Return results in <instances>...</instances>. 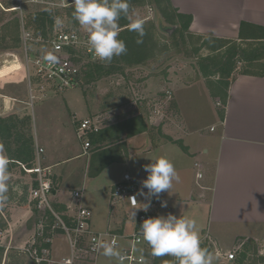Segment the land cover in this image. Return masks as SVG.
Segmentation results:
<instances>
[{
    "label": "rangeland",
    "instance_id": "1",
    "mask_svg": "<svg viewBox=\"0 0 264 264\" xmlns=\"http://www.w3.org/2000/svg\"><path fill=\"white\" fill-rule=\"evenodd\" d=\"M20 1L22 2L21 9L18 11L13 10L20 4ZM26 1L27 0H0V35H7L5 43L13 45L15 41L16 45L15 48L0 49V120L11 119V124L14 126L11 130L14 134L12 138H8L9 140L7 141L0 137V152L6 155L8 159H10V157L7 154L6 145H9V148L14 150L15 143L13 142H15L19 136H28L32 139L31 118L24 115L21 119L18 118L22 108L25 106L24 102H29V95L28 92H26L27 79L25 71L26 65L24 67L26 61L24 43L28 49L30 68L34 71V54L35 51L42 47V43H37L35 39H39V36L42 39L46 38L47 32H50L48 30L43 33H41V31L36 32L37 25L33 22L34 14L47 9L40 4H31ZM51 1L55 2L57 0ZM66 1L69 4L67 8L54 7V11L51 10L49 12L58 19L67 18L68 20L66 19L65 22L68 25L71 24L76 26L79 23L73 18V5L71 0ZM223 1L224 2L221 0H196V4L201 8L208 4L215 5L219 8L220 5H224L227 1L225 4L233 5L235 8L238 6L241 8V4L247 0ZM164 8H166L167 11H178L172 4L167 6L164 2L161 3L159 7L150 0H143L140 4H136L135 2L130 3L129 15L133 20L141 19L145 28L150 30V35H153L149 44L152 43L155 45L154 55L145 58L142 63L127 64L125 62H119L117 65L113 64L117 66V70L114 73L91 80L86 79V81L84 79L85 72L77 87L58 93L55 95L57 97L55 99H51L53 96L49 95L50 97H46L45 95L41 97L42 99L37 100L35 92L36 87L33 84L35 98L32 108L27 110H30L32 120L34 119V124H36L37 135H39L42 140H44L45 135L50 141L59 136L62 137V143L64 142L63 138L67 140L63 143L65 145L62 146V148L57 147L60 157H71L79 152L78 148L80 147L79 139L74 132V128H77L79 123H75L74 125L71 123V116L63 105L65 101H69L80 118L88 117L90 119L101 120L102 122H99L101 125L100 130H107L112 126H117V124L136 116L143 119L146 130L134 138H127L126 134L123 133L119 136L115 135L116 138L114 139V137H112L111 141H106L105 143L95 141L92 144V151L110 146V149H121L125 157H128L125 154L127 153L126 146L130 144L132 157L129 162H126V165L112 167V170H115L116 174L122 173V171L127 169L133 178H139L143 181L147 177V173L144 171L143 166L151 163L150 159L152 158L164 156L173 163L175 170L180 168L181 176L186 179V182L189 184L191 177L194 175L192 160L186 157L182 160H178L177 157H181L180 147L187 145L188 147L196 146V148L199 149L200 145L203 144V140H199L198 138L199 134L203 135L204 133H208L209 127L216 118L218 119L223 111V105L219 104L220 100L217 99L216 95H220L222 92L224 85L220 82L224 81H221L217 74H213L206 78L198 71V57L209 54L205 49H201L196 53V49L199 47L198 42H196L197 36H202L197 32L203 31H197L198 29L196 28V31L188 30L187 33H177V26L166 23L163 18L161 10ZM183 9L187 10L188 8ZM242 10H244V8ZM196 14L198 16L196 18L197 24L199 22L200 26L211 25L208 22H204V10L198 8ZM14 19L19 21L18 34L16 33V29L13 28V24H10V21ZM197 24H194L195 27L198 26ZM5 27H7L6 30H3ZM204 32L209 33V31ZM24 33L29 34L26 42L23 39ZM188 33L191 37L187 35ZM18 35L20 36V44L16 42ZM100 64H102V66H108L111 63L108 61H103L98 64L94 62L86 66V71L88 72L94 66ZM259 65L264 68V60L260 61ZM237 66L239 67L237 72H240V65L237 64ZM256 69L261 70L260 68ZM34 81L36 80L34 79ZM85 102L87 103V109ZM161 144L165 146L159 151L156 147ZM153 148H155L153 154H143V149H145L146 152H150ZM54 152V148L48 150L50 155ZM108 156L109 155L105 153H96L93 156L83 155L70 163H60L59 166L54 169L56 171L55 174L57 175L58 173L61 176V180L59 178L60 184L56 189V197L62 201L71 202L73 190L75 188L79 190L82 188L79 183V178L85 168L91 171L95 169L98 170L101 165L105 163V160L108 159ZM41 157H43V154ZM49 160L50 159L46 158V164ZM42 163H44V160ZM104 166L105 164L102 168ZM110 170H108V172H110ZM9 173L10 179L8 182L9 191L6 194L7 199L5 201H0V248L3 249L0 255V264H30L27 258L21 254L18 249L19 246L16 247V243H14L13 240L12 242L11 240L9 241V238L14 234L15 240L17 242L20 241L23 238L25 226L33 229L35 232L36 224L40 221L42 213L38 211L36 214L33 211V209H36L34 204L28 203L29 195L27 182L29 183V178H24L26 175L21 167L15 162L12 163L10 161ZM55 184L56 182L54 183L53 181L54 187H56ZM140 186L142 187V183ZM98 187L100 186L96 181L88 182L83 190L81 202L83 207L91 210L88 204L92 205L91 202L94 200V197L102 194L100 191L95 192V188ZM101 198L107 201L104 194H102ZM142 199L145 200L144 197ZM51 201L52 206H54L55 200L52 198ZM74 204L73 202L71 203V205ZM22 206L30 207L32 213L30 221H27L22 228H20L21 225H15L17 223H14V225L10 227L12 232L6 233L5 230H9L7 223L10 214L13 210H16L17 213L22 212ZM131 210L130 208L123 210L122 218L127 221V232L131 231V221L127 219V217L133 218ZM91 211L92 224L95 228L97 227L95 224L98 218V212L94 208H92ZM191 212H193V215ZM137 213L138 210H136V214ZM185 214L186 217L191 216L192 219L196 221V230L199 237H202L207 227L206 207L187 205ZM44 228H46V225H44ZM46 229L49 233L50 230H48V227ZM96 230L98 229L96 228ZM52 241L53 248L51 251L53 255L55 254L60 257L69 255L66 239L61 237L60 233L56 231V235L52 236ZM226 241L231 240L230 238H226ZM263 244L253 243V245H249L248 250L246 248L243 254L241 252L235 253V261L228 264H264ZM226 245H230V243ZM260 247L263 249L260 250ZM139 248H141L140 245L136 246V252L137 249L139 251ZM142 250H144L142 253H146L147 256L151 253L147 246L145 248V245ZM213 255L216 257L214 264H223L221 257H219L217 253ZM104 257L105 256L102 255L101 252L100 259H104ZM55 258L57 259L58 257ZM105 259L115 261L116 258L113 257L112 259L111 257H105ZM149 260H152V258L149 257L148 260L144 261V264H148Z\"/></svg>",
    "mask_w": 264,
    "mask_h": 264
},
{
    "label": "crops",
    "instance_id": "2",
    "mask_svg": "<svg viewBox=\"0 0 264 264\" xmlns=\"http://www.w3.org/2000/svg\"><path fill=\"white\" fill-rule=\"evenodd\" d=\"M221 1L224 2L223 0ZM170 2L178 9L180 14L190 15L192 17L189 31H196L195 29L197 28V31H203L197 32L199 35H202L201 37L204 35V37L239 42L238 33L241 22L264 28V0H247L241 4V8L239 6L235 8L233 5L225 4L227 1L224 5H220L221 7L219 6V8L212 4H208L201 8L196 4V0H170ZM183 8L188 9L184 10ZM198 8L204 10V22L210 23V26H200L199 22L197 24L196 18L198 16L196 11ZM243 8L244 10H242ZM194 24L198 26L195 27ZM204 31H209V33ZM238 65H240L241 69V64L238 63ZM238 70L239 67L236 66L230 78L226 80L227 85L223 86L220 95H216L217 99L220 100L219 104L223 105V111L218 119L216 118L214 121L215 123L213 122L209 127L208 133H204L203 135L199 134L198 138L199 140H203V144L200 145L199 149H197L196 146L188 147L184 145L187 148L186 151L184 152L181 149V157H177L178 160H182L184 157L192 160V168L194 170V175L191 177L192 182L190 180L188 184L186 179L181 176L180 168H178L176 172L180 178L179 182H173V188L169 192H162L159 199L153 198L151 207L147 211L154 217L159 215L167 216L169 213L177 217L180 215L186 217L185 210L187 205L205 206L207 209V227L205 234L200 237V241L201 247L204 246V248H207L212 254H216V252H223V254H225L231 251H235L236 253L241 252L243 254L246 248L248 250L249 245H253V243H264V75H243L237 72ZM252 71L251 74H254L262 70L253 68ZM50 96H53L51 99L57 98L53 94ZM24 103L25 106L22 108L18 118L21 119L23 115L31 118L33 158L35 147L38 146L44 151L43 157H41L42 162L44 160L43 165L51 167L53 175L52 180L54 183L56 182V187L53 188L54 193L52 196L55 200L54 209L56 206L62 207L64 210L60 213L65 215L67 212L66 207L72 206L71 203H74L73 199L70 202L62 201L56 197V189L60 184L59 178L61 180V176L58 173L56 175L54 169L57 168L60 163H70L83 155L93 156L96 153H105L110 156L105 160V166L102 168L103 164L98 170L95 169L93 171L85 168L79 178V183L82 188L80 190L75 188L73 192L80 191L83 197V190L88 182L96 181L100 187L95 188V192L100 191L106 196L107 201H104L103 198H101L102 194H99V196L94 197V200L91 202L92 205L88 204L91 210L94 208L98 212V218L95 224L97 227L94 228L92 224L93 230L97 232L112 230L116 233L126 231L128 229L127 221L122 218L123 210H126V207L120 208L119 206H115L112 208L110 206V194L116 184L122 181L123 175L129 174L127 169L122 171V173L116 174L115 170H112V167L126 165V162H129L132 157L130 144H126L127 153L125 154L128 157H125L121 149H110V146L99 148L94 151H92V148L88 154H83V145L79 140L80 147L78 148V153H75L71 157H60L57 147L62 148V146L65 145L63 143L67 140L63 138L64 142L62 143V137L59 136L50 141V139L46 138V135L44 136V140H42L41 137L37 135L36 124H34V119L32 120V114L30 110H27L31 109L32 106L29 105L28 102ZM63 105L71 116V123L73 125L88 118H80L69 101H65ZM85 105L87 109L86 102ZM75 131L76 128H74V132ZM137 135L132 136V138ZM27 138L29 137L27 136ZM164 146L165 145L161 144L156 148L160 151ZM50 148H54L55 150L51 155L48 153ZM154 151L155 148L150 152H146L145 149H143L144 153H142L149 155L150 153L153 154ZM46 158L50 159L47 164L45 162ZM9 160L13 163L11 159ZM196 163H198L197 167L195 165ZM108 170H110V172H108ZM198 173L202 175L201 178H197L196 175ZM25 175L24 178H29L26 173ZM136 180L141 184L142 180L139 178ZM144 191L147 192V189H144ZM142 198V196H139V203L146 202ZM161 201H166L167 206L162 207ZM29 202L28 197V203ZM141 206L142 205H139V207ZM21 209L23 210L22 212L17 213L16 210H13L10 214L7 223L9 230L6 229V233L12 232L10 227H12L14 223H17L15 225H21L20 228H22L27 221H30L32 217L30 207L22 206ZM191 214L193 215V212H191ZM187 218L192 219L191 216H187ZM47 223L51 224L52 222L49 220ZM96 228L98 230H96ZM36 232V229L34 232L33 229L25 226L23 238L20 241L17 242L15 240L14 234L9 238V241L11 240L12 242L13 240V242L16 243V247H21L35 236ZM226 238H230L231 241H226ZM224 243H230V245ZM121 245L122 247L128 246L125 242H122ZM52 246L53 241L50 246L51 249L53 248ZM146 246L149 248L148 245H145V248ZM142 249H144V246H141L139 251L137 249V255L148 260L150 255L146 256V253L143 254L142 251L144 250ZM262 249L260 247V250ZM55 257L60 259L65 256L60 257L55 255ZM111 258L113 259V257ZM98 259H100V254L94 264H119L117 258L115 261L105 259V257L104 259ZM221 259L223 264L230 263L227 262L225 258L221 257Z\"/></svg>",
    "mask_w": 264,
    "mask_h": 264
},
{
    "label": "built area",
    "instance_id": "3",
    "mask_svg": "<svg viewBox=\"0 0 264 264\" xmlns=\"http://www.w3.org/2000/svg\"><path fill=\"white\" fill-rule=\"evenodd\" d=\"M28 3L40 4L48 11L58 8H67L69 6L66 0H27ZM22 2L15 7L16 11L21 9ZM67 19V18H66ZM66 19H58L54 17L52 30L47 32L46 38L35 39L42 43V47L35 51L33 60L34 71L30 68V58L28 49L24 43L26 55V79L27 92L29 95V105L32 106L35 98L33 84L36 87L37 100L41 97L49 95H57L68 89L77 87L88 64L94 62L101 63L99 58L94 57L93 52L87 42V33L78 24L76 26L68 25ZM68 20V19H67ZM23 39L26 42L29 34L24 33ZM31 40V39H30ZM48 53L56 57V62L52 63L44 59ZM34 79L36 81H34ZM34 82V83H33ZM101 120L87 118L81 120L76 128V136L82 142L83 154H88L92 148L90 135L98 133L101 125ZM102 122V121H101ZM43 149L36 146L34 158L30 167L20 165L22 171L29 176L28 195L29 201L34 204V207L42 213L40 221L36 224V234L24 246L19 247L30 264H94L97 257L103 251L99 246L103 242L116 241V248L122 256L117 259L119 264H144V258L136 253V246H144L147 242L143 240L140 232L142 221L148 217H154L151 213L143 210H138L135 218L127 217L131 221V231H122L116 233L114 231L97 232L92 228V211L81 205L82 192L75 191L72 193L74 205L66 207V214L56 212L52 206L53 196V181L51 167L44 166L41 156ZM196 167L198 164H195ZM197 178H201L198 173ZM140 183L130 174H124L120 183L111 191V204L115 206L133 208V204L129 197L137 196L139 203L138 192ZM139 207V204L136 205ZM48 212L53 220L49 222ZM46 223V224H45ZM48 227L50 232L48 233ZM58 231L66 239L69 248V255L56 259L51 251L52 236ZM50 235V236H49ZM122 242L128 246L122 247ZM219 257L225 258L227 262L235 261V251L223 254L216 252Z\"/></svg>",
    "mask_w": 264,
    "mask_h": 264
},
{
    "label": "clouds",
    "instance_id": "4",
    "mask_svg": "<svg viewBox=\"0 0 264 264\" xmlns=\"http://www.w3.org/2000/svg\"><path fill=\"white\" fill-rule=\"evenodd\" d=\"M73 18L87 33V42L94 57L101 61L110 62L113 57L126 53L127 48L123 40L118 39L119 20L123 17L129 21V30L136 32L139 37L144 35L143 21L133 20L129 15V0H71ZM137 43H142L138 39ZM44 59L55 63L56 57L48 53ZM151 163L144 165L146 179L138 192L146 202L138 203L137 196L129 197L133 204L132 216L136 210L145 212L151 207L152 199H159L162 192H169L173 182H179V175L173 163L164 156L150 159ZM9 159L0 152V201L7 199L9 191ZM147 189V192L144 191ZM142 205L136 207V205ZM166 207V201H161ZM143 240L148 243L154 256L171 255L178 264H214L216 257L206 248L201 247L196 221L184 216L177 217L169 213L144 219L140 225ZM105 257H115L122 260L121 253L116 248V241L103 242L99 245Z\"/></svg>",
    "mask_w": 264,
    "mask_h": 264
},
{
    "label": "trees",
    "instance_id": "5",
    "mask_svg": "<svg viewBox=\"0 0 264 264\" xmlns=\"http://www.w3.org/2000/svg\"><path fill=\"white\" fill-rule=\"evenodd\" d=\"M142 1L143 0H129V4L131 2L140 4ZM150 1L156 4L158 7L163 2L167 6L171 5L170 0ZM161 11L166 23L177 26V33H187L192 22V17L190 15L180 14L177 10L167 11L166 8L162 9ZM33 18L34 24L37 25L36 32L41 31V33H43L47 30L49 31L52 28L54 16L51 12L43 10L34 14ZM18 22L19 21L17 19L10 21V24H13V28L16 29L17 34L19 28ZM118 23V39L123 40L126 44V53L118 57H113L109 62L111 64H109L108 66H102V64H100L101 66L96 65L88 72L85 71V81L86 79L91 80L104 75H108L110 73H114L117 70V66H114L113 64L117 65V63L119 62H125L127 64H140L145 60V58L154 55L155 45H153L152 43L149 44V42H151L150 39L152 40L153 35H150V30H148V28H145V26L143 25L144 35L143 37H139L136 32L129 30V21L127 19L122 17ZM6 28L7 27H5V29L3 30H6ZM187 35L191 37L189 33ZM6 36V34L0 35V49L15 48V41L13 45L5 43ZM238 38L240 41L235 42L212 37L197 36L196 42H198L199 47H197L196 53H198L201 49H205L209 52V54L206 56L198 57V71L203 77L207 78L213 74H217L219 75L221 81H224L220 83H223V85L226 86V80L230 78L232 71L235 69L238 63L241 64L240 74L255 76L264 75V68L259 65V62L264 60V28L246 22H241L239 25ZM138 39L142 40V43H137ZM16 42L20 44L19 35ZM253 68H260L262 71L259 73L251 74ZM13 128L14 126L11 124V119H1L0 137L8 141V138H12L14 135L11 132ZM145 130L146 125L143 119L139 116H136L117 124V126H112L107 130H100L98 133L90 135V142L91 144H93L95 141L99 143L111 141L112 137H114L115 139V135L119 136L123 133H125L126 137L129 138L145 132ZM13 143H15L14 150H11L9 148L10 146L6 145V151L10 159L19 166L22 164L30 167L33 160V147L31 139L24 136H19ZM180 148L184 152L186 151V148L184 146H181ZM63 210L64 209L62 207L56 206L55 208L56 212H62ZM33 211L36 214L38 213L37 209H33ZM48 217L50 222H52L53 218L49 212ZM145 245H148V243H146ZM149 249L151 251L150 258H152V260H149L148 264H178V261L175 257L171 255L154 256L152 254V249L150 246ZM2 252L3 249L0 248V255L2 254Z\"/></svg>",
    "mask_w": 264,
    "mask_h": 264
},
{
    "label": "bare ground",
    "instance_id": "6",
    "mask_svg": "<svg viewBox=\"0 0 264 264\" xmlns=\"http://www.w3.org/2000/svg\"><path fill=\"white\" fill-rule=\"evenodd\" d=\"M13 10H15V9H13ZM2 67V66H1Z\"/></svg>",
    "mask_w": 264,
    "mask_h": 264
}]
</instances>
